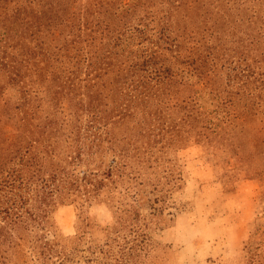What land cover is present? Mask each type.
Segmentation results:
<instances>
[{"label": "rangeland", "instance_id": "rangeland-1", "mask_svg": "<svg viewBox=\"0 0 264 264\" xmlns=\"http://www.w3.org/2000/svg\"><path fill=\"white\" fill-rule=\"evenodd\" d=\"M94 1L55 0L50 7L58 3L67 7L65 13L70 15L86 6L94 10ZM103 2L115 24L135 3L144 2L150 11L160 15L164 7H169L173 20L187 28L175 31L182 51L195 44L185 40L188 30L195 33L207 17L208 34L214 29L211 43L216 51L235 55L229 67L231 77L221 73L215 83L207 85L189 65L174 63L177 76L187 83L176 87L177 96L193 94L194 103L209 113L212 128L202 129L200 140L193 133L188 140L180 138L170 146L156 147L145 162L132 160L134 169L142 173L134 178H118L100 190L96 198L82 201L75 194L64 197L57 192L47 197L52 204L47 206V218L34 220L35 212L33 216L21 211L20 220L12 224L19 245L10 250L6 264H264V0H179L173 8L166 1ZM144 7L138 16L148 13ZM152 19L146 20L149 38L130 33L123 37L119 48L123 58L135 57L147 45H156L152 31L157 24ZM248 38H253L252 43L247 42ZM155 47L175 61L160 43ZM245 50L252 51L246 60L240 58V51ZM113 78L112 73L105 77V90L112 87ZM43 80L38 89L42 98L39 113L44 118L54 113L57 97H52L58 87L51 78L44 76ZM70 96L65 92L60 96L59 117L69 111ZM19 97L18 87L0 72L1 157L7 155L9 143L16 136L14 122L6 116L11 112L15 115L11 107ZM17 112L15 122L23 115L22 110ZM137 115L138 119L142 116ZM138 119L109 126L107 136L113 138V145L98 148L96 164L106 166L120 159L119 152L136 150L126 142L136 135ZM64 128L55 143L57 151L62 152L69 144L67 127ZM32 162L31 171L26 168L28 175L37 172L41 161L35 159L29 164ZM84 164H79L76 173L83 171ZM30 195L31 209L41 210L45 204L38 199V193L32 191ZM136 234L141 235L139 239H135ZM46 242L53 248L47 255L43 254Z\"/></svg>", "mask_w": 264, "mask_h": 264}, {"label": "trees", "instance_id": "trees-1", "mask_svg": "<svg viewBox=\"0 0 264 264\" xmlns=\"http://www.w3.org/2000/svg\"><path fill=\"white\" fill-rule=\"evenodd\" d=\"M54 1L0 0V72L18 87L20 96L11 107L15 115L11 112L6 116L14 122L16 136L9 143L7 155L0 156V264H6L10 250L19 245L12 224L20 220L21 211L33 216L35 212L34 220L47 218V206L51 203L47 197L57 192L64 197L75 194L82 201L96 198L100 190L118 178L140 175L142 172L135 170L132 162L147 161L156 147L170 146L180 138L188 140L193 133L198 134L200 140L204 134L202 129L212 128L209 113L194 103L193 94L177 96L176 87L187 83L177 76L174 63L189 65L207 85L215 83L221 73L231 77L229 67L235 55L216 51L211 43L214 29L208 34L207 17H204L206 23L198 26L195 33L188 30L185 40L195 44L182 51L178 33L179 29L187 28L173 20L169 7H164L165 12L160 15L150 11L144 2L135 3L115 24L103 0L94 1V10L86 6L70 15L65 13L67 7L58 3L50 7ZM165 1L173 8L179 0H146L150 4ZM144 5L143 10L148 8V13L138 16ZM150 17L153 18L151 22L156 20L157 24L152 31L156 35L154 42L167 48L174 62L159 51L152 40L153 45H147L135 57L121 56L123 52L119 48L127 33L149 38L150 25L146 20ZM246 40L252 43L253 38ZM250 52L240 51V58L246 60ZM57 68L61 72H57ZM110 73L114 78L107 91L103 86H107L105 77ZM35 74L39 75L32 79ZM44 76L57 81L58 88L52 97L53 100L57 97L54 113H46L43 118L39 113L42 98L38 85L43 83ZM260 78L255 76L257 80ZM63 92L71 95L69 111L59 117L57 112L62 106L60 96ZM32 99L36 103H32ZM20 110L23 115L15 122ZM137 114L142 115L140 119ZM137 119L136 135L126 142L136 146V150L119 152L120 159L106 166L96 164L98 148L104 144L113 145V138L107 136L109 126ZM65 126L68 148L64 152L57 151L56 136ZM2 141L3 138L0 144ZM35 159L41 161L36 166L37 172L34 170L28 175L26 168L30 169L34 162H29ZM81 162L85 163V168L76 173ZM128 168L132 171H127ZM32 191L38 193V199L45 204L39 211L29 205ZM130 226L134 227V223L130 222ZM140 236L136 234L135 239ZM43 250L47 255L53 248L46 242ZM56 254H60L59 251Z\"/></svg>", "mask_w": 264, "mask_h": 264}]
</instances>
